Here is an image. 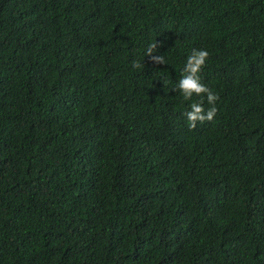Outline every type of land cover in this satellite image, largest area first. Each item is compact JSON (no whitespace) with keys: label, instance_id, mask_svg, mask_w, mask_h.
Returning <instances> with one entry per match:
<instances>
[{"label":"trees","instance_id":"trees-1","mask_svg":"<svg viewBox=\"0 0 264 264\" xmlns=\"http://www.w3.org/2000/svg\"><path fill=\"white\" fill-rule=\"evenodd\" d=\"M0 264H264V0H0Z\"/></svg>","mask_w":264,"mask_h":264},{"label":"clouds","instance_id":"clouds-1","mask_svg":"<svg viewBox=\"0 0 264 264\" xmlns=\"http://www.w3.org/2000/svg\"><path fill=\"white\" fill-rule=\"evenodd\" d=\"M162 47V42L152 43L148 46L145 55L149 62L155 65L165 64L167 61L163 55L158 53V48ZM209 52L203 48H193L191 53L187 56L185 66L182 69V75L179 79L176 88L179 90L185 101L192 100L193 96L203 97L206 94L207 103L212 105L205 111L203 106V99L198 102H193L190 105V110L184 113L188 126L192 129L197 127V122L203 123L205 121H212L216 114V101L219 99L218 94L212 91L206 84L201 82L199 73L209 58ZM134 68H141L143 65L139 61L133 62Z\"/></svg>","mask_w":264,"mask_h":264}]
</instances>
